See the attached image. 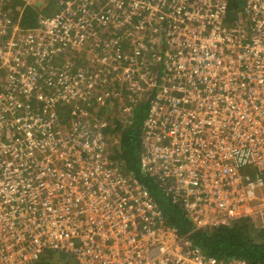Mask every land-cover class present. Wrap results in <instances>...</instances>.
<instances>
[{
  "label": "built area",
  "instance_id": "1",
  "mask_svg": "<svg viewBox=\"0 0 264 264\" xmlns=\"http://www.w3.org/2000/svg\"><path fill=\"white\" fill-rule=\"evenodd\" d=\"M243 1L59 0L31 29L0 8V264H247L168 225L91 114L147 101L140 168L195 230L264 227V0Z\"/></svg>",
  "mask_w": 264,
  "mask_h": 264
},
{
  "label": "trees",
  "instance_id": "2",
  "mask_svg": "<svg viewBox=\"0 0 264 264\" xmlns=\"http://www.w3.org/2000/svg\"><path fill=\"white\" fill-rule=\"evenodd\" d=\"M15 1L17 3L20 0ZM51 1L53 4H49L47 10L44 11L45 13L48 12L50 5L54 6L59 0ZM239 2L242 1L228 0L230 16L232 14L238 16L236 14H238L237 10L240 7ZM21 6H23V11L17 19L19 24L25 29L36 27L39 23L40 11L35 8V5H26L23 1H21ZM83 59L82 54L77 55L76 63ZM127 102L129 103V98H127ZM70 105L65 102H58L54 105V111L59 117V128L62 131L71 129L70 122L74 117ZM131 106L134 111L131 121L125 120V117L121 116V111L117 112L116 109H112L111 105H106L104 110H102V107V109H95L93 111L95 115L92 111L91 114L97 120L104 119L109 123V126L103 132L111 134L109 140L114 142L113 158L121 163V167L127 175L137 178L150 190L159 204L167 224L177 228L181 234L190 233L195 244L201 247L209 256L221 260L244 258L247 264H264V227L261 226L260 222L243 218L232 221L231 224L226 226L195 230V226L188 218L184 206L179 202H173L168 193L160 186L159 181L141 170L143 122L147 115L149 103L140 101L131 104Z\"/></svg>",
  "mask_w": 264,
  "mask_h": 264
},
{
  "label": "rangeland",
  "instance_id": "3",
  "mask_svg": "<svg viewBox=\"0 0 264 264\" xmlns=\"http://www.w3.org/2000/svg\"><path fill=\"white\" fill-rule=\"evenodd\" d=\"M21 1L23 0L17 1V3L15 0H0V8L8 10L12 18L14 17L13 19L16 21L19 17V13L23 11L24 5L21 6ZM36 1H38V3H36ZM240 1L242 2H239L240 7L237 10L238 14L236 15L241 14L243 7L245 5L243 0H240ZM49 4H53L51 0H35V2H32L30 5H35V8H37L38 11H40L39 12L40 16L48 17V16H52L56 14V10L59 9V1L54 6L50 5V7L48 8V12L45 13L44 11L45 9L47 10V7L49 6ZM55 6L57 7L56 10H55ZM230 17L235 19L238 16H235L234 14H232ZM79 63H82V61H80ZM75 66L79 67L80 65L75 64ZM95 66L98 69L99 66L98 65H95ZM246 172H249L250 174L254 175V169L252 167L247 168ZM37 264H79V262L76 260V258L72 254H66L59 250L50 249V250L43 252L40 255V259L38 260Z\"/></svg>",
  "mask_w": 264,
  "mask_h": 264
},
{
  "label": "crops",
  "instance_id": "4",
  "mask_svg": "<svg viewBox=\"0 0 264 264\" xmlns=\"http://www.w3.org/2000/svg\"><path fill=\"white\" fill-rule=\"evenodd\" d=\"M23 1H26L27 4H31L32 2H35V0H23ZM36 3H38V1H36ZM21 14V12L19 13V15ZM185 212H186V209L184 208ZM189 218V217H188ZM190 219V218H189ZM191 220V219H190ZM192 221V220H191ZM193 222V221H192ZM194 224V223H193ZM199 230H202V229H199Z\"/></svg>",
  "mask_w": 264,
  "mask_h": 264
},
{
  "label": "clouds",
  "instance_id": "5",
  "mask_svg": "<svg viewBox=\"0 0 264 264\" xmlns=\"http://www.w3.org/2000/svg\"><path fill=\"white\" fill-rule=\"evenodd\" d=\"M23 2L25 3V1H23ZM26 5H30V4H27V3H26ZM21 13H22V11H21ZM19 17H20V15H19ZM13 18H14V17H13ZM40 18H42V16H40ZM20 26H21V25H20ZM21 27H22V26H21ZM23 28H24V27H23ZM231 223H232V222H231ZM231 223H230V224H231ZM224 226H226V225H224Z\"/></svg>",
  "mask_w": 264,
  "mask_h": 264
},
{
  "label": "flooded vegetation",
  "instance_id": "6",
  "mask_svg": "<svg viewBox=\"0 0 264 264\" xmlns=\"http://www.w3.org/2000/svg\"><path fill=\"white\" fill-rule=\"evenodd\" d=\"M53 16V15H52Z\"/></svg>",
  "mask_w": 264,
  "mask_h": 264
}]
</instances>
